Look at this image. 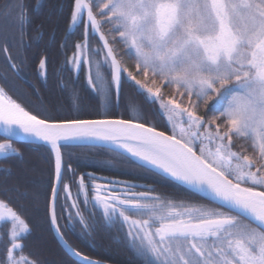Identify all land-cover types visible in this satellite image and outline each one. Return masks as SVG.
I'll use <instances>...</instances> for the list:
<instances>
[{"label":"snow or ice","instance_id":"6c2138e0","mask_svg":"<svg viewBox=\"0 0 264 264\" xmlns=\"http://www.w3.org/2000/svg\"><path fill=\"white\" fill-rule=\"evenodd\" d=\"M70 7L61 48L73 29L83 26L84 31L66 65L78 75L87 64L89 85L109 104L113 91L119 97L124 83L132 82L149 109L130 98L127 118L53 119L43 102L31 107L18 102L7 78L0 77L5 81L0 84V139L5 141L0 158H22L13 147L19 139L48 147L54 156L49 219L76 264L98 262L64 239L60 220L65 217L57 215L61 191L65 204L60 207L69 224L75 215L83 231L97 229L80 211L83 194L85 206L91 202L102 210L104 226H127L125 239L143 264H264V0H73ZM0 15L15 20L18 36L0 33V55L19 78L30 20L20 0ZM41 29L37 39L43 37ZM97 36L102 46L93 48ZM47 63L46 56L39 60L45 79ZM157 116L166 119L163 129L154 122ZM234 141H240L239 151ZM68 147L111 152L187 185L216 207L165 201L151 190L133 191L137 186L130 183L118 191L110 180L94 183L90 193L84 176L73 196L65 183L71 168L62 155ZM9 176L5 170V185ZM5 185L0 196L19 194L18 186ZM11 204L0 199V222L10 225L0 264H37L24 255L29 223Z\"/></svg>","mask_w":264,"mask_h":264},{"label":"trees","instance_id":"16d2710c","mask_svg":"<svg viewBox=\"0 0 264 264\" xmlns=\"http://www.w3.org/2000/svg\"><path fill=\"white\" fill-rule=\"evenodd\" d=\"M17 0H0V11L6 5L15 4ZM24 5L25 15L30 20L26 26L24 43L29 47L24 49L26 62L19 78L5 67L4 58L0 55V77L7 78L10 94L26 107L38 105L43 102L53 119H101V118H127L129 99L134 98L145 110H149L142 96H136L132 82L123 85L120 102L117 103L115 91L110 104L104 96L97 92L88 83L87 65H83L79 74L73 70L71 64L66 65L75 52V45L82 40L83 26L73 29L74 34L67 39V47L61 48L62 42L69 32L71 5L73 0H20ZM14 19H5L0 15V33L9 32L18 36L13 25ZM42 25L43 37L37 39V27ZM54 33V39L52 38ZM102 46L96 37L92 47ZM12 55H17L13 48ZM47 57V77H41L39 60ZM96 59H101L97 57ZM93 75L95 68L92 69ZM125 76V75H124ZM125 80L127 78L125 77ZM5 81L0 79V84ZM154 122L158 129H163L166 119L157 116ZM4 142L0 139V143ZM22 158L0 159V185H5V170L10 172L6 180V187L19 188V194L12 193L9 197L0 196V199H10L11 206L21 213L30 226V235L23 242L24 255L37 262V264H76L61 247L56 239L49 219L50 188L54 174V156L45 145L14 143ZM64 164L70 165L71 171L65 172V183L70 184L73 196L77 195L81 176L85 183L90 182L88 176H108L125 183L144 184L145 191H152L153 195L160 196L165 201L177 204L183 202L187 205L213 209L216 206L204 197L172 181L146 167H137L127 160L111 152L92 147H68L62 149ZM74 173V175H73ZM88 185V184H87ZM138 186V184H135ZM39 186V187H37ZM90 193L91 186L89 185ZM64 192L57 206V215L65 217L60 220L64 237L77 251L90 258L113 264H143L134 251L129 247L125 235L127 226H104L99 207L91 202L85 206L83 194L79 198V206L85 221L88 224H97L95 232L90 234L82 230L78 222L79 217L73 215V222L67 221V213L62 211L65 204ZM91 201V194L89 196ZM71 200L67 201L70 206ZM75 209H72L75 214ZM10 225L0 222V257L5 255L3 244L7 243V234Z\"/></svg>","mask_w":264,"mask_h":264},{"label":"water","instance_id":"95a60500","mask_svg":"<svg viewBox=\"0 0 264 264\" xmlns=\"http://www.w3.org/2000/svg\"><path fill=\"white\" fill-rule=\"evenodd\" d=\"M97 38H98V36H97ZM102 45V44H101ZM87 65V64H86ZM87 69H88V75H89V66L87 65ZM122 92V91H121ZM121 92H120V94H119V97H117V95H116V100H117V103H119L120 102V97H121ZM109 119H113V118H109ZM4 136V132H3V129L2 128H0V137H3ZM5 142V141H4ZM3 143V142H2ZM15 143H25V144H33V145H44V144H42L41 142H29V141H27V140H24V139H19V140H17ZM62 155H63V152H62ZM0 159H2V158H0ZM63 161H64V157H63ZM147 168V167H146ZM149 169V168H148ZM153 171V170H152ZM155 172V171H154ZM160 175H162V176H164V177H166V178H168V179H170V180H172L170 177H168V176H166V175H163V174H160ZM91 176H94V177H96V178H99V179H101V180H110V181H115L116 182V184H124V182H122V181H120V180H117V179H111V178H107V177H103V176H98V175H94V174H91ZM172 181H174V180H172ZM176 182V181H175ZM177 183H179V182H177ZM179 184H181V183H179ZM181 185H183V184H181ZM184 187H186V188H188V189H190L187 185H183ZM191 191H193L192 189H190ZM194 192V191H193ZM196 193V192H195ZM198 194V193H197ZM198 195H200V194H198ZM200 196H202V195H200ZM202 197H204V196H202ZM205 198V197H204ZM205 199H207V198H205ZM208 200V199H207ZM209 201V200H208ZM51 227H52V225H51ZM52 230H53V233H54V235H55V237H56V239L58 240V242H59V244L61 245V247L63 248V250L72 258V259H74L75 261H77V258L75 257V256H73V255H71V253H69L68 251H67V249L65 248V246H64V244H63V242L60 240V238L57 236V234H56V232L54 231V229H53V227H52ZM64 236V235H63ZM64 239L66 240V238L64 237ZM67 241V240H66ZM68 242V241H67ZM68 244L70 245V243L68 242ZM71 246V245H70ZM72 247V246H71ZM74 250H76L74 247H72ZM77 251V250H76ZM90 258V257H89ZM91 260H93V261H96V262H98V264H113V263H109V262H104V261H101V260H97V259H94V258H90Z\"/></svg>","mask_w":264,"mask_h":264},{"label":"flooded vegetation","instance_id":"af4514ba","mask_svg":"<svg viewBox=\"0 0 264 264\" xmlns=\"http://www.w3.org/2000/svg\"><path fill=\"white\" fill-rule=\"evenodd\" d=\"M104 177H107V178H111V179H115V178H112V177H108V176H104ZM102 180L101 179H99V178H97L96 179V181H90V182H88V183H85L86 185L88 184V185H90V186H92L94 183H99V182H101ZM124 184H125V182H124ZM124 184H115L114 186H115V188L118 190V191H123L124 189H123V185ZM131 184V183H130ZM135 184H138V186L133 190V191H136V192H140V191H145V185L144 184H142V183H138V182H136Z\"/></svg>","mask_w":264,"mask_h":264},{"label":"rangeland","instance_id":"374dc122","mask_svg":"<svg viewBox=\"0 0 264 264\" xmlns=\"http://www.w3.org/2000/svg\"><path fill=\"white\" fill-rule=\"evenodd\" d=\"M97 2H99V0H97ZM103 31L107 32L108 29L105 28V29H103ZM118 47H119V46H118ZM121 55H122V51H121ZM124 63H125V65L129 68V70L135 72L134 65H133L131 62L127 61V58H125ZM124 75H125V77L127 78V73H125ZM169 92H170V90H169ZM205 111H206V108H202V109H201V114H203ZM234 143L237 145V147H236L234 150L239 151V150H240V148H239L240 141H234ZM246 154H247V153H246Z\"/></svg>","mask_w":264,"mask_h":264}]
</instances>
